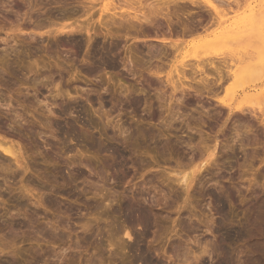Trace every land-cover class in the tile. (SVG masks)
Segmentation results:
<instances>
[{
  "label": "rangeland",
  "instance_id": "obj_1",
  "mask_svg": "<svg viewBox=\"0 0 264 264\" xmlns=\"http://www.w3.org/2000/svg\"><path fill=\"white\" fill-rule=\"evenodd\" d=\"M192 1L199 7H179L201 27L198 36L181 37L186 19H173V34L158 19L152 31L144 24L145 32L127 40L116 26L113 37L104 35L101 10L129 8L119 0H0V139L15 144L23 160L19 165L0 150V264H219L221 247L241 252L242 262L252 246L264 251V116L247 99L240 111L243 92L235 84L216 99L197 92L201 76L192 71L220 53L201 39L205 14L229 9L239 24L235 51L247 52L261 43L264 0ZM81 6L92 8L85 15ZM245 16L255 24L242 23ZM163 38L181 45L178 54ZM102 45L117 46L115 67L92 58ZM224 50L221 56L230 57L228 45ZM227 97L240 112L219 102ZM101 143H113L124 159L108 148L100 152ZM210 153L214 162L207 165ZM204 162L186 192L179 172ZM128 201L147 212L148 230L127 226L120 213ZM227 232L240 241H225Z\"/></svg>",
  "mask_w": 264,
  "mask_h": 264
},
{
  "label": "bare ground",
  "instance_id": "obj_2",
  "mask_svg": "<svg viewBox=\"0 0 264 264\" xmlns=\"http://www.w3.org/2000/svg\"><path fill=\"white\" fill-rule=\"evenodd\" d=\"M91 1V0H90ZM120 1V3H126V4H128L129 5V8L128 9H124V8H120V10H118V8L116 7V6H114V7H108V8H105V9H102L101 10V12H102V14H107V16H109V19H108V17L107 16H105L104 17V19H106L107 21L104 23V24H102V25H104V27H105V37H113L114 36V34L112 33L113 32V29H114V27H115V29L118 31V29H119V31H118V33H120V35H121V33H122V35H123V33H125V35H123V36H125L126 38H127V40H128V38H131L130 36H131V34L134 32L135 34H136V36L138 37V35H140V34H142L143 32H145V29H146V27H145V29L143 28L144 27V24L146 25V26H149V29L152 31L153 29V27L156 25V21L158 22V19H163L164 21H166V22H168V24H167V27H169V30H168V32L170 33V34H173V29H172V26H174V25H172L173 24V19H176L177 20V22H180L181 23V21L183 20V19H186L187 21H185V20H183L184 22H183V30L182 29H180V30H182V33H181V37H193V36H195V35H197L198 36V34H201L202 32H198V28H200L201 29V27H196V26H194L193 27V25L194 24H190V22L191 21H189L188 19V17H189V15H187V14H189V12L187 13V14H184V12L183 11H185V10H183V9H181V7H183V8H187V4L186 5H184V4H182V3H190L192 6H198L197 4H195V2H193L192 0H156V2H154L153 4H150V5H145L144 3H142V0H119ZM236 1H238V0H236ZM109 2H110V0H109ZM144 2V1H143ZM235 2V1H234ZM81 3V2H80ZM152 3V2H151ZM238 3V2H237ZM83 4V3H82ZM108 5H109V3H107ZM106 4V5H107ZM179 4H182L183 6H181L180 5V7H179ZM88 5V4H87ZM111 5H113V2H112V4H110V6ZM115 5V4H114ZM173 5L175 6V8L173 7ZM232 5V4H231ZM90 6H92V5H90ZM93 6H94V4H93ZM225 6V5H224ZM239 6V5H238ZM82 7V6H81ZM84 7V6H83ZM82 7V10L84 9V10H86L87 9V11H86V13H85V15L87 14V12L92 8H89V10H88V8H83ZM146 7H147V9H146ZM176 7H177V9H176ZM199 7V6H198ZM201 7V6H200ZM220 6H216V7H213L209 12H210V14H205V15H208V16H210V18H209V20L210 21H208V23L210 24H208L207 25V22H206V25H204L205 26V28H204V30H203V32L205 33V35L201 38L202 40H205V42L206 43H209L210 44V46H212V45H214L215 47H218V51H220V53L218 54V55H223V54H225V50L224 51H222L224 48H226L227 47V45H228V49L230 50V53H228V55L230 56V57H228V58H223V57H225V56H221L222 58H223V60L222 59H219V58H217V57H219L218 55L216 56V58H217V60L219 59L220 61H221V63H220V61L218 62V63H220V64H218L217 62H215V60H216V58L215 59H212V61H209L208 62V60H206V61H202V62H205V63H202V62H199L198 63V65H196L195 67H194V69L193 68H191V69H193L192 71H195V72H197V76H201V78L199 79V83H200V86L202 87V89H200V88H196V87H200L199 85L198 86H196V87H193L195 90L196 89H198L197 90V92H201V91H204V92H206V94H208L209 96L211 95V98H215L216 99V97H217V95L220 93V91L221 92H223L222 90L225 88V85L227 86V84L228 83H230V84H235L238 88H240L241 89V92H243V98H241V99H243V100H241V102L239 103V104H241V106H240V108H241V110H240V108H239V106L237 107H233V105L231 104V100L229 99L228 100V97H227V100L228 101H226L224 98V100L225 101H219L221 104H223L224 105V107L227 109H229V111L230 112H233L235 109L237 110L238 108V111L240 110L241 112H242V110L244 111V99H247V100H249L250 101V103H249V105H251V107H253V111L254 112H256V111H259L260 112V114H261V116H264V33L263 32H259V31H257L258 29H262L263 28V24L262 25H259V26H256V31L258 32V34H257V38L260 40V42L261 43H259L258 41H255V42H253L254 44H252L251 46H249V48H251L253 45V47H252V49L251 50H248L247 52H242V51H240V52H237V51H235V49H236V47H238V45L236 46V43H235V41H236V34L239 32V24H237V22H235V21H232V19H230V18H228V16H230L229 15V13H230V11H229V9L226 11V10H223V9H221V7L219 8ZM171 8H172V11H171ZM178 8H180V9H178ZM189 8V7H188ZM228 8V7H227ZM80 9V8H79ZM190 9V8H189ZM234 9V8H233ZM182 12H181V11ZM206 10V9H205ZM204 10V11H205ZM231 10H232V8H231ZM236 10V9H235ZM254 10V9H253ZM187 11V10H186ZM85 11H83V13H84ZM209 12H207V13H209ZM78 13V12H77ZM76 13V14H77ZM75 14V13H74ZM81 14V13H80ZM67 15V14H66ZM200 15V14H199ZM252 15V14H251ZM72 16V15H71ZM78 16V15H77ZM81 16V15H80ZM83 16V15H82ZM91 16V15H90ZM93 16V15H92ZM62 17V16H61ZM69 17H70V15H69ZM84 17V16H83ZM101 17H102V15H101ZM107 17V18H106ZM116 17H117V19H119V22H117L116 20ZM203 17V15L201 16V18ZM260 17V16H259ZM80 18V17H79ZM82 18V17H81ZM103 18V17H102ZM69 19V18H68ZM104 19H100V21L102 22ZM204 19V18H203ZM64 20V19H63ZM67 20V19H66ZM175 20V21H176ZM192 20V19H191ZM201 20V19H200ZM207 20V19H206ZM244 22H242V23H244L245 25L247 24V23H250L251 25H253V24H255V21H256V19L253 17V16H245V18H244ZM71 21V20H70ZM88 21V20H87ZM105 21V20H104ZM189 21V22H188ZM195 21H197V20H195ZM88 22H91V21H88ZM162 22V21H161ZM176 22V23H177ZM74 24H75V22H73ZM73 23H71V25L73 24ZM158 23H160V21L158 22ZM172 23V24H171ZM84 24V23H83ZM182 24V23H181ZM203 24V23H202ZM70 25V24H69ZM80 25H81V23H80ZM143 25V26H142ZM180 25V24H179ZM200 25V24H199ZM211 25H213L212 27L213 28H215L214 30H213V28L211 27V29H209V26H211ZM257 25V24H256ZM89 26V25H88ZM92 26H93V24H92ZM181 26V25H180ZM242 26V25H241ZM79 27V26H78ZM82 27H84L85 28V26L84 25H82ZM82 27H79V28H82ZM103 27V28H104ZM160 27V26H159ZM197 29H196V28ZM252 27V26H251ZM67 28H68V26H67ZM72 28H73V25H72ZM71 28V32L73 33V29ZM86 28H88V27H86ZM148 28V27H147ZM202 28H203V26H202ZM64 29H65V27H64ZM75 29H76V27H75ZM83 29V28H82ZM89 29L90 28H88V32H89ZM101 29H102V27H101ZM155 29V28H154ZM156 29H157V26H156ZM159 29V28H158ZM157 29V30H158ZM168 29V28H167ZM176 29V28H175ZM77 30H79V29H76V31ZM91 30H92V28H91ZM159 30H162V29H159ZM202 30V29H201ZM210 30H212V32L210 33V34H207L206 35V33H207V31H210ZM75 31V32H76ZM116 31V32H117ZM120 31H123V32H120ZM150 31V32H151ZM74 32V33H75ZM78 32V31H77ZM79 32L81 33V31L79 30ZM91 32V31H90ZM115 32V31H114ZM132 32V33H131ZM150 32H148L149 34H150ZM155 33H157L156 31H154ZM159 32V31H158ZM65 33V32H64ZM68 33V32H67ZM117 33V34H118ZM131 33V34H130ZM153 33V32H152ZM76 34V33H75ZM147 34V33H146ZM145 34V36H148V34L146 35ZM162 34V33H161ZM177 34H178V31H177ZM180 34V33H179ZM119 35V36H120ZM121 35V36H122ZM144 35V34H143ZM157 35V34H156ZM162 35H164V34H162ZM93 36V35H92ZM94 36H95V33H94ZM99 36V35H98ZM118 36V35H117ZM120 36V37H121ZM142 36V35H141ZM155 36V35H154ZM173 36V35H172ZM212 36V37H211ZM73 37V36H72ZM115 37H116V34H115ZM114 37V38H115ZM211 37V38H210ZM238 37V36H237ZM235 38V39H234ZM254 37H252V39H253ZM74 39V38H73ZM91 39V38H90ZM192 39V38H191ZM80 40H82V39H80ZM93 40V39H92ZM244 39H242V40H237V41H239V43H241L242 41H243ZM255 40V39H254ZM71 41V40H70ZM160 41H161V43L165 46V48L167 47V49H169V50H171V52L173 51H177L178 50V48L179 47H181V45L179 46V44L178 43H169V42H166L167 41V39H165V38H163V39H160ZM159 41V42H160ZM247 42H248V40H246ZM245 40H244V42H242V44H245V42H246ZM157 42V41H156ZM196 43V42H195ZM199 43H201V41H199ZM258 43V44H257ZM78 45L80 44V43H77ZM108 44V43H107ZM181 44H184V43H181ZM247 44V43H246ZM76 45V44H75ZM117 45H118V43H117ZM151 45V44H150ZM155 46V45H154ZM157 46V45H156ZM163 46V47H164ZM235 46V47H234ZM101 47V46H100ZM113 47V48H112ZM115 46H103L102 45V47L101 48H99L98 49V51H95V50H93V52L92 53H94V51H95V53L93 54V57L92 58H94V60L97 62V60H99V63H101V65L103 64L104 66H106V68L107 67H115V61H114V59H113V51L115 50V48L117 47H115ZM122 47V46H121ZM213 47V46H212ZM76 48H77V45H76ZM96 48V47H95ZM112 48V49H111ZM155 48V47H154ZM159 48H161V47H159ZM164 48V49H165ZM193 48V47H192ZM203 48V47H202ZM114 49V50H113ZM130 49V48H129ZM128 49V50H129ZM161 49H163V48H161ZM180 49V48H179ZM182 49V48H181ZM127 50V49H126ZM169 50H166V52H163L164 50H160L161 51V53L160 52H155L154 50L152 51V48H149V51H151V52H155V53H160V55H163V57H169L168 55H171V54H169L167 51H169ZM129 51H131V53L133 54V46H132V48L129 50ZM135 51H138V50H135ZM134 51V52H135ZM148 51V52H149ZM192 51V50H191ZM150 52V53H151ZM170 52V51H169ZM170 52V53H171ZM173 52H172V54H173ZM180 52V51H179ZM200 52V51H199ZM199 52L198 53H196V54H199ZM206 52V51H205ZM224 52V53H223ZM228 52V51H227ZM232 52V53H231ZM92 53H91V56H92ZM128 53V52H127ZM130 53V52H129ZM137 53V52H136ZM142 53V52H141ZM176 53V52H175ZM192 53V52H191ZM204 53V52H203ZM202 53V54H203ZM207 53V52H206ZM209 53V52H208ZM207 53V54H208ZM135 54V53H134ZM168 54V55H167ZM177 54H178V51H177ZM195 54V53H194ZM195 54V55H196ZM205 54V53H204ZM210 54H212V53H210ZM149 55H151V54H149ZM175 55V54H174ZM226 55H227V53H226ZM227 55V56H228ZM135 56H137V54L135 55ZM155 55H152V57H154ZM156 56H157V54H156ZM176 56V55H175ZM200 56H204V55H201V52H200ZM205 56H206V54H205ZM208 56V55H207ZM211 56H214V54L213 55H211ZM116 57V56H115ZM141 57V56H140ZM151 57V56H150ZM151 57V58H152ZM159 57V56H158ZM215 57V56H214ZM96 58H98L97 60H96ZM127 58V57H126ZM130 58H132L131 56H130ZM128 60H129V58H127ZM210 60H211V58H209ZM227 59H228V61H227ZM152 60V59H151ZM158 60H159V58H158ZM160 60H162V58H160ZM165 60V59H164ZM203 60H205V59H203ZM214 60V61H213ZM92 61V60H91ZM130 61V63L129 64H131L132 66L134 65V63H135V61H133V58L131 59V60H129ZM129 61H126V62H129ZM200 61V60H199ZM95 62V63H96ZM122 62V61H121ZM161 62V61H160ZM94 63V62H93ZM144 63V62H143ZM158 63V62H157ZM126 64H128V63H126ZM125 64V65H126ZM145 64H147V63H145ZM153 64V63H152ZM158 65V64H157ZM136 66V65H135ZM149 66V65H148ZM127 67V66H126ZM162 67V65H160L159 66V68H161ZM133 68H134V66H133ZM151 71V70H150ZM192 71H190L191 73H195V72H192ZM209 71L211 72V73H213V74H211V73H209ZM152 72V71H151ZM181 73H182V75H183V77H185L186 75H188V72H186V70H182L181 71ZM198 73H199V75H198ZM156 74V73H155ZM179 74V73H178ZM181 75V74H180ZM191 75V74H190ZM196 75V74H195ZM178 76V75H177ZM192 76H193V74H192ZM178 78H179V80L180 79H182L180 76H178ZM194 80H195V78H194ZM183 81V80H182ZM187 81V80H186ZM185 82V81H184ZM195 82V81H194ZM180 84V83H179ZM184 84V83H183ZM193 84V83H192ZM176 85V84H175ZM177 85H178V83H177ZM189 85V84H188ZM183 86H185V85H182V88H184ZM191 86H189V88H190ZM191 87V89H193ZM178 88H180L179 86H178ZM177 88V89H178ZM224 90H226V92L228 91V88H226V89H224ZM204 92H203V94H204ZM224 93V92H223ZM200 94V93H199ZM201 94H202V92H201ZM207 95V96H208ZM236 95V94H235ZM208 96V97H209ZM228 96H230V93L228 94ZM232 96V95H231ZM219 97V96H218ZM226 97V96H225ZM230 98V97H229ZM229 101H231V102H229ZM246 101V100H245ZM235 102V101H234ZM247 102V101H246ZM246 102H245V104H246ZM233 103V102H232ZM253 104V105H252ZM244 106V107H243ZM247 107V106H246ZM248 108L250 109V107L248 106ZM248 110V109H247ZM246 110V108H245V112L247 111ZM251 110H252V108H251ZM228 111V110H227ZM239 111V112H240ZM248 111H250V110H248ZM237 112V111H236ZM234 113V112H233ZM249 113H251V111L249 112ZM253 113V112H252ZM246 114V113H245ZM256 114H257V112H256ZM238 115V114H237ZM236 115V116H237ZM252 115V114H251ZM256 116V115H255ZM258 116H260V115H258ZM233 117V116H232ZM257 117V116H256ZM255 118V117H254ZM262 118V117H261ZM258 121V120H257ZM264 122V121H263ZM259 124V123H258ZM261 125V124H260ZM263 126V125H262ZM101 142V141H100ZM102 145H100V144H98L99 146V149L101 150L100 152H107V148H108V151L111 149L112 151H111V153L112 152H114V155H115V153L117 154V153H119L120 155L119 156H123V159H124V155L123 154H121L122 153V150L121 149H119V148H116V147H113V148H111L112 146H111V144H113V143H111V144H109V147H107V148H105V146L103 145V143H101ZM106 145V144H105ZM209 147V146H208ZM207 147V148H208ZM0 150L3 152V153H5V154H7L8 156L10 155L12 158H14L15 159V162L16 163H20L21 161L23 162V160H21L22 159V155H21V150H18L17 148H16V146H15V144H12V142L11 141H6L5 139H0ZM110 152V151H109ZM124 152V151H123ZM207 152V151H206ZM215 152V151H214ZM113 154V153H112ZM203 155V154H202ZM116 156V155H115ZM216 156V155H215ZM212 157V155H211V153L208 155V157H207V159L205 160V162H206V164L207 165H210V163L211 162H214V161H212L213 159V157ZM122 158H121V160H123ZM198 159V158H197ZM194 161H196V160H194ZM121 162V161H120ZM119 162V163H120ZM193 162V161H192ZM205 162H204V164H205ZM217 162V161H216ZM15 163V164H16ZM24 164V163H23ZM121 164H124V160H123V162H121ZM192 164L193 163H191V165H188L189 167L190 166H192ZM205 164V166H201L200 167V165H197V167H195V169L193 168L190 172H186V171H181V172H179V174H178V181H179V183L181 184L182 183V185L185 187V190H186V192H188L189 190H190V188L192 187V184L194 183V180H195V178L197 179V177H198V174H197V177H195V174H196V171H197V169H200V168H202L203 169V171H205L204 169L206 168V165ZM212 164V163H211ZM217 164V163H216ZM20 165V164H19ZM214 165V164H213ZM187 166V167H188ZM205 167V168H204ZM211 166H209V168H210ZM183 168V167H182ZM200 171H201V169H200ZM200 174V173H199ZM200 178V177H199ZM198 178V179H199ZM197 181V180H196ZM181 185V186H182ZM184 189V188H183ZM191 191V190H190ZM220 197V196H219ZM220 203H222L221 201H220ZM222 207V206H221ZM220 208V207H219ZM264 208V207H263ZM225 209H226V207H225ZM119 212V211H118ZM121 212V211H120ZM260 212V211H259ZM259 212H257L258 214H260ZM263 212H264V210H263ZM147 212H145L144 210H143V207L141 208L139 205H137V203L135 204V203H132V202H130V201H128V202H126V203H124L123 205H122V213H120V214H122L123 216H122V218H124L125 219V223L127 224V226H129L130 228L131 227H134L135 225H142V226H144V228H145V230H148V228H149V226H150V217H148L147 215L148 214H146ZM256 213V212H255ZM119 214V215H120ZM257 214V215H258ZM255 215V214H254ZM253 215V216H254ZM256 216V215H255ZM261 216V215H260ZM263 217V216H262ZM257 218H259V216L257 217ZM259 219H262L261 217L259 218ZM256 221H259L258 219L257 220H255V223H256ZM259 222H261V221H259ZM252 223V222H251ZM254 223V224H255ZM253 224V223H252ZM256 224H259L258 222L256 223ZM126 226V227H127ZM251 227V226H250ZM128 228V227H127ZM126 228V229H127ZM254 228V227H253ZM256 228V227H255ZM125 229V230H126ZM246 230V229H245ZM233 231V230H232ZM128 237H131V235H130V232H129V230L128 231H126V233H125ZM239 234V233H238ZM248 234V233H247ZM254 234V233H253ZM233 235L234 234H232L231 232H227V234L225 235L226 237L224 238V240L225 241H231L234 237H233ZM258 235V234H257ZM257 235H256V237H257ZM239 236H243V235H241V234H239ZM248 236V235H247ZM246 236V237H247ZM250 236H251V234H250ZM250 236H248V237H250ZM259 236V235H258ZM236 237H238V236H235V238ZM234 238V239H235ZM242 239H244V237L242 238ZM248 239V238H247ZM263 239H264V236H263ZM237 240H239L240 241V238L238 237V239H236V241ZM246 240V239H245ZM242 241V240H241ZM257 241V240H256ZM259 241V240H258ZM233 243H234V241H232ZM228 243V242H227ZM255 243V242H254ZM229 244V243H228ZM251 244V243H250ZM258 246V245H257ZM253 247V249L252 250H250L251 252L248 254V255H246V257H247V260H245L244 262H242L241 260L242 259H240L239 260V256H242V255H239L240 253L238 252V254H237V251H234V249L232 248V249H230L229 250V247H228V249H227V247H224V248H222L221 247V254H223V260L222 261H220L219 262V264H262V261L264 262V251H261L260 249V251L256 248V246L254 245V246H252ZM251 247V248H252ZM255 247V248H254ZM220 248V247H219ZM226 248V249H225ZM235 248V247H234ZM237 248V247H236ZM246 248V247H245ZM250 248V249H251ZM247 249V248H246ZM249 249V248H248ZM219 250V251H220ZM238 250H239V248H238ZM243 250V249H242ZM263 250H264V246H263ZM246 251H248V250H246ZM243 253V252H242ZM220 254V255H221ZM246 254V253H245ZM245 258V257H244ZM222 259V258H221ZM220 260V259H219ZM244 260V259H243ZM145 261V263L147 262L146 260H144ZM144 261H143V263H144ZM148 264V263H147Z\"/></svg>",
  "mask_w": 264,
  "mask_h": 264
}]
</instances>
